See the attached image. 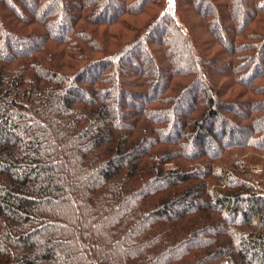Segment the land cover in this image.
<instances>
[{
    "label": "trees",
    "instance_id": "1",
    "mask_svg": "<svg viewBox=\"0 0 264 264\" xmlns=\"http://www.w3.org/2000/svg\"><path fill=\"white\" fill-rule=\"evenodd\" d=\"M263 156L264 0H0V264H264Z\"/></svg>",
    "mask_w": 264,
    "mask_h": 264
},
{
    "label": "rangeland",
    "instance_id": "2",
    "mask_svg": "<svg viewBox=\"0 0 264 264\" xmlns=\"http://www.w3.org/2000/svg\"><path fill=\"white\" fill-rule=\"evenodd\" d=\"M26 4H27V5H25V7L27 6V7H28V10L32 8V2H31V1H27ZM57 6H58V8H63L62 4H60V3H59V5H57ZM116 7H118V4L116 5ZM26 10H27V9H26ZM68 10H69V11H67V12H68L69 14H71V13L73 12V8H68ZM112 12H113V10L111 9V10L108 11V14H109V13H112ZM66 23H68V21H67ZM190 23H191V22H190ZM59 29H60V28L58 27V29H57L58 32H60ZM9 49H11L12 51H14V46L11 45V46L9 47ZM88 75L90 76V74H88ZM126 102H127V100H126ZM181 107H184V105H182ZM181 107H180V109L178 110L179 113H176V114L179 115V116H183V114H184V112H183V110L181 109ZM224 141H227V140L224 139ZM233 141H235V139H233ZM263 159H264V156H263ZM253 167H259V168H262V169H263V172H264V164H263V166H262V165H254V166L251 165V166H250V172H251L252 174H255V173L252 172V168H253ZM263 174H264V173H263ZM258 175H260V174H258Z\"/></svg>",
    "mask_w": 264,
    "mask_h": 264
},
{
    "label": "built area",
    "instance_id": "3",
    "mask_svg": "<svg viewBox=\"0 0 264 264\" xmlns=\"http://www.w3.org/2000/svg\"><path fill=\"white\" fill-rule=\"evenodd\" d=\"M252 172L255 173V174H260V175H262L264 173L263 169L259 168V167H253L252 168Z\"/></svg>",
    "mask_w": 264,
    "mask_h": 264
}]
</instances>
